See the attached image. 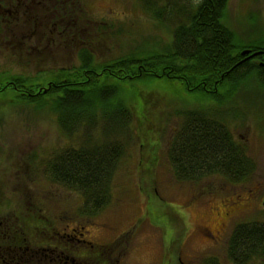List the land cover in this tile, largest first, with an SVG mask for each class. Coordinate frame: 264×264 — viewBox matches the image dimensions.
<instances>
[{"label": "rangeland", "instance_id": "rangeland-1", "mask_svg": "<svg viewBox=\"0 0 264 264\" xmlns=\"http://www.w3.org/2000/svg\"><path fill=\"white\" fill-rule=\"evenodd\" d=\"M227 8V24L240 36L241 42L251 40L249 37H256L259 32L264 34V0H229ZM44 12L47 31L42 38L37 30L31 31L28 11L12 19L9 31L12 38L0 44V73L22 76L32 80L29 82L39 78L38 82L45 83L49 77L44 73L79 66L77 52L82 48H89L96 62H100L127 55L136 47L148 48L149 41L161 38L163 45H168L171 40L170 26L147 16L137 0H74V3L72 0L70 10H58L51 5ZM59 14L64 16L63 21ZM59 21L61 28L57 25ZM56 25L60 33L55 32ZM14 36L20 39L13 40ZM245 52L249 54V50L242 53ZM39 73L45 76L43 80ZM241 86L247 91L252 89L249 82H242ZM156 96L146 94V100L152 101L148 105L151 111L147 110L142 124L137 121L132 124L133 129L143 130L142 125L147 123L154 142V146L151 143L148 146L156 152L149 154V149L141 147L139 136L130 140L128 153L121 158L112 177L109 202L93 214L92 220L84 219L86 225L76 218L77 208L83 202L81 196L53 183L40 164L43 155L50 157L56 150L79 143L63 135L57 114L49 110V105L36 108V104L14 98L11 91L0 96L3 98L0 100V197H13L16 203L0 208L21 212L20 203L28 200L25 207L31 234L35 231L30 226L36 229L38 223L30 220V215H41L42 226L45 214L51 220L59 219L62 230L67 224L78 227V238L103 245L116 242L110 257L104 251L99 252L107 264H181L179 258L183 264H201L206 259H223L227 253L225 238L237 224L264 222V99L253 101L251 94L252 101L231 102V106L238 104L247 114L244 120L230 124V132L244 143L252 160L250 175L230 180L213 173L189 185L175 177L167 156L170 139L183 123L177 110L189 106L174 105L167 97ZM187 99V105L202 102V106H210L208 110L215 108L189 95ZM33 158L36 163L30 162ZM226 211L230 212L229 216H217ZM210 229L224 235L221 244L204 235ZM90 251L93 252V246L80 240L72 252L77 255ZM86 258L77 255L79 264L98 261Z\"/></svg>", "mask_w": 264, "mask_h": 264}, {"label": "trees", "instance_id": "trees-1", "mask_svg": "<svg viewBox=\"0 0 264 264\" xmlns=\"http://www.w3.org/2000/svg\"><path fill=\"white\" fill-rule=\"evenodd\" d=\"M137 1L147 16L170 26L168 45H163L160 38L149 41L148 48L136 47L127 55L100 62L89 48H82L77 52L79 66L44 73L49 77L45 83L38 82L39 78L29 82L32 80L22 76L0 73V96L11 91L14 98L36 104V108L49 105V110L57 114L63 135L79 143L56 150L50 157L43 155L40 164L53 183L81 196L83 202L76 211L81 224H85L84 219L92 220L93 214L109 202L112 177L128 153L130 140L139 136L141 147L149 149V154L156 152L147 123L142 125L143 130L132 126L134 121L142 124L147 110L151 111L148 105L152 101L146 100V94L189 106L177 110L183 123L174 131L167 151L178 180L192 185L213 173L240 179L250 175L252 169L244 143L230 132V124L244 120L247 114L231 102L252 101L251 94L253 101L264 99V34L259 32L241 42L227 24L229 0ZM243 50H249V54H243ZM38 76L41 80L45 77L42 73ZM242 82L252 84V89L245 90ZM20 85L23 88L19 89ZM187 95L215 108L208 110L210 106L204 107L202 102L187 105ZM32 161L37 162L36 158ZM30 220L40 228L39 217L30 215ZM113 244L92 245L94 253L89 255L98 259V253H110ZM226 255L234 261H264V222L237 224Z\"/></svg>", "mask_w": 264, "mask_h": 264}, {"label": "flooded vegetation", "instance_id": "flooded-vegetation-1", "mask_svg": "<svg viewBox=\"0 0 264 264\" xmlns=\"http://www.w3.org/2000/svg\"><path fill=\"white\" fill-rule=\"evenodd\" d=\"M51 5H55L58 10H62L63 8L64 10H66V8L70 10L72 0H0V44L5 40V44L10 42L12 33H9V31L12 19H15L17 15L19 16L20 14L26 13V11L29 12L28 17L31 19L29 23V27L33 28L31 31L37 30L40 38L44 37L45 31H47L44 23V19L47 16L44 11L46 8H50ZM59 15L61 16L60 20L63 21L64 16H62V14ZM57 25H59L60 28L63 26L60 21ZM57 25L54 30L56 33H60V28H58ZM6 35L10 36L9 39L4 37ZM15 39L20 38L14 36L13 40ZM170 142H172V139H170ZM14 199L13 197H0V207L5 204L9 206H11V204H16ZM27 204L28 200L20 203L21 212H15L14 209L7 212L3 210L5 207L0 208V264H77V255L72 252L76 241L81 240L91 245H103L102 243H97L92 240L78 238L76 226L71 227L67 224L62 230L59 219L51 220V218L45 214L43 215V220L45 221L42 223L44 225H40L43 228H36L34 229L35 232L31 234L29 232V215L25 207ZM229 215V211L224 212V214H217V216ZM72 220L76 223V219L73 218ZM41 222L42 219L40 218V223ZM233 230H231L228 236L225 235L227 249L229 238ZM81 234L83 235L84 233ZM218 234L219 230L216 229L214 232L213 229H210L209 233L204 235L208 239H216V243L221 244L224 235L221 236L219 234L220 236H218ZM61 238H65V240ZM177 240L178 239H176V241ZM227 249L226 252L228 251ZM89 253L93 254L92 251ZM89 253L86 256H88L87 258H89L90 261V258L97 259L95 258L96 256L92 257ZM104 253H107V257H110V253ZM226 254L227 253L223 256V259H206L203 260L201 264H264L263 260H230L227 258ZM179 262L181 264L185 263L182 258H179ZM90 264H107V262L106 260L104 261V255L99 253L98 261Z\"/></svg>", "mask_w": 264, "mask_h": 264}, {"label": "water", "instance_id": "water-1", "mask_svg": "<svg viewBox=\"0 0 264 264\" xmlns=\"http://www.w3.org/2000/svg\"><path fill=\"white\" fill-rule=\"evenodd\" d=\"M263 205H264V200H263Z\"/></svg>", "mask_w": 264, "mask_h": 264}]
</instances>
